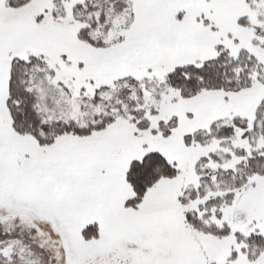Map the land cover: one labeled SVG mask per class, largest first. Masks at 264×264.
Segmentation results:
<instances>
[{
	"label": "snow or ice",
	"instance_id": "6c2138e0",
	"mask_svg": "<svg viewBox=\"0 0 264 264\" xmlns=\"http://www.w3.org/2000/svg\"><path fill=\"white\" fill-rule=\"evenodd\" d=\"M0 264H264V0H0Z\"/></svg>",
	"mask_w": 264,
	"mask_h": 264
}]
</instances>
